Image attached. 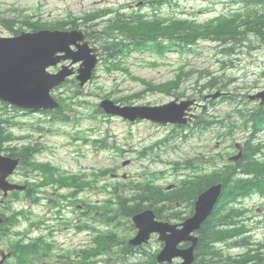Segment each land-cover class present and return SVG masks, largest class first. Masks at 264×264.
Listing matches in <instances>:
<instances>
[{"label": "rangeland", "instance_id": "rangeland-1", "mask_svg": "<svg viewBox=\"0 0 264 264\" xmlns=\"http://www.w3.org/2000/svg\"><path fill=\"white\" fill-rule=\"evenodd\" d=\"M123 1L126 2V8L134 6L133 0H0V19H19L22 17L20 13L60 17L71 11L75 14L80 12V17H82L86 16L84 11H90V8L92 10L104 9L113 3L121 9L120 3ZM211 1L213 2V0H181L185 13L180 12V14L194 17L197 21L212 18L218 14L219 7ZM242 5L244 8L243 3ZM91 16L93 15L88 17ZM82 20L79 29L94 30L93 26L89 25V22L94 20L93 17L88 21ZM1 34L10 35V31L0 23ZM88 40L91 46L96 47V50L101 46V43L94 38ZM215 45L214 42L208 41L196 46L194 51L172 52L163 57L150 55L148 52H134L122 55L110 61V64L101 61L99 66L95 67L96 76L86 83L84 96L79 98L78 104L74 105L77 107L74 113V123L47 121L44 122L43 129L34 130L31 142H37L38 147H40V142L46 146L43 150L38 148L32 155L24 157V160L26 163L31 161V165L25 163L29 185L39 192L35 194L36 197L25 200L22 198L9 203V212L18 214L12 220V224L4 225V231L0 235V264H40L37 257L29 256L27 249L19 248L22 244L37 238L40 239L39 242L41 241L39 253L46 252L47 249L54 251L59 249L69 251L68 253L73 255L71 256L72 261H78L77 256H80L81 259L88 261L86 264H116L123 256V240L120 234H116L111 227H104L100 230V235H102L93 251L92 241L86 240V233L73 229V222L81 217L75 205H85L92 209L107 205L111 202L109 194L114 191L123 193L130 187H135L132 183L138 179L152 180L154 184L163 186L175 184L177 176L174 173L172 162L167 161L181 159L182 155H191L194 151L209 153L208 158L215 161L214 168H224L225 163H230L228 159L232 151L225 148L222 128L219 124H213L212 128L200 134L197 139L183 140L180 134H175L167 141L166 127L156 126L144 120L128 122L120 117L104 118L95 110L101 99H115L122 96L131 97L129 101L123 103L128 105L166 103L177 95H169L162 90H165L167 80L173 78L181 67L185 73L195 68L197 71L209 70L215 75H222L226 80L232 77L233 80H228L234 82L231 84L232 87H244L258 78L262 68L253 64L247 56L238 60L236 56L216 53ZM96 50L92 54L95 55ZM214 50L215 53H213ZM260 54L258 52L256 55L259 57L256 56L254 59L262 63L264 56ZM100 57L102 58V54ZM222 63L228 64L221 66ZM120 66L125 69H121ZM129 72L134 77H131ZM185 85H189L188 79L182 80L181 90ZM197 91L205 92L200 88H197ZM68 102L71 103V100ZM227 109L228 106L220 102L212 115L221 117ZM21 119L32 121L33 124L43 123L38 118L33 119L29 116ZM26 125L28 126V122ZM16 133H20V130H16ZM175 143H178L179 148L173 145ZM230 143L232 142L229 141L226 144ZM40 161L52 166L36 164ZM253 170L264 174L262 165L255 164ZM72 173L80 174L82 177L74 176ZM52 176L54 179L59 177L58 179L64 180L65 178V180H54ZM242 205L245 210V220L252 221L249 225L252 227L254 243L246 247L247 251L243 254L244 259L241 258V264H264V256L257 253L251 254L259 251L260 245H264V198H261L259 194H254L243 200ZM52 216L61 218H56L55 221L48 220V217ZM122 221H127L123 215ZM237 230L236 227L232 229L233 233ZM130 233L132 235L133 231ZM238 249L246 250L242 247ZM91 254H97V256L88 257Z\"/></svg>", "mask_w": 264, "mask_h": 264}, {"label": "water", "instance_id": "water-1", "mask_svg": "<svg viewBox=\"0 0 264 264\" xmlns=\"http://www.w3.org/2000/svg\"><path fill=\"white\" fill-rule=\"evenodd\" d=\"M83 35L77 31H46L37 30L22 32L11 38H0V99L18 107L39 110L57 107L58 104L50 95V90L63 82L74 71L68 66H63L58 72L50 73L46 68L55 65L60 60L71 59L72 62L83 61V67L79 68L76 76L81 84L90 77L91 69L96 62V56L90 54L95 48H90L86 42L80 44ZM76 46V50L70 48ZM57 53H63L56 55ZM36 69L38 72L34 78L29 71ZM100 106L110 113H116L131 120L140 117L153 121L168 119L174 110V101L155 107L119 106L112 101L104 100ZM162 115V117H161ZM16 164L18 159L13 160ZM14 163L10 165V169ZM219 194L217 186L212 187L202 194L196 203V213L191 219L185 220L180 229L176 225L154 220L151 210H144L133 217V221L139 228L134 239L130 242L138 244L148 239L152 232L159 233V239L165 241L164 248L157 255L158 261H171L173 257L183 259L179 264L192 262V250L196 241L190 232L198 227L199 223L211 210L216 197ZM183 240H191L189 248L180 250L177 244Z\"/></svg>", "mask_w": 264, "mask_h": 264}, {"label": "trees", "instance_id": "trees-1", "mask_svg": "<svg viewBox=\"0 0 264 264\" xmlns=\"http://www.w3.org/2000/svg\"><path fill=\"white\" fill-rule=\"evenodd\" d=\"M165 2H166V0H165ZM158 3L161 4V2H158ZM91 17L95 18V15H93ZM91 17H89V19ZM83 19L89 20L87 17H84ZM174 20H175V18L171 17L166 22L165 21L159 22L160 25H157L156 29L152 28V30L150 31V33L148 35L149 40H151L152 43L157 48L172 46L174 48H177L178 50H181L180 46L185 44V42H187L188 44L191 42L192 34L190 31V25H188L186 23H182V22L180 24L176 25ZM131 21H132L131 18H127L126 16L119 14V15L115 16L114 24H113L112 28H110L111 26L109 24H107V22H104L103 27L101 29L98 28L97 30H94V32L88 33V35H87L88 38H94L95 37L94 39H97L98 41H100V43H101L100 49H101V54H102L103 60L108 61L112 57L116 56L115 53L120 48V44L122 42V39H126L127 37L131 36V35H129L128 32L124 31L128 28ZM7 22H8L7 25L10 28H12V26H14V27L16 26V25H13V24H15L13 20H9ZM70 22H71L70 27H72V28H74L78 25V23H76L75 21H73V23H72V21H70ZM22 23H24L25 26L31 28V30H37L40 28H47V27L49 29H55L57 27L58 28H62V27L64 28V27H66V25L69 24L66 22H56V23H49L47 25V24H41L37 21L32 22L29 20H27L26 22L22 21L21 24ZM58 23H60V24H58ZM55 24L57 25V27ZM89 24L92 25L91 23H89ZM34 25H36V26H34ZM241 25H245L246 26L245 28H251L256 33L260 34L262 37L261 42L264 43V18L260 19V18L256 17L255 15L244 16L234 26L236 28V30L241 35H243L245 33V30L239 29V27ZM129 32H132V29H130ZM215 34L218 37H221L220 31H216ZM226 37H227V39H226ZM160 38H162V40H160ZM228 40H229L228 34L224 35L221 38L222 42H227ZM165 42H166V44H165ZM164 45H166V46H164ZM107 57H108V59H107ZM76 82L77 81L75 79H69L68 81H66L67 84L65 83L63 86H67L66 88H68V89H69V87H72V89L70 88L72 93L78 95L79 93H81L80 92L81 90L79 88L78 82L77 83ZM63 103H64V105H63ZM63 103H61V105L59 106V108H57V110L55 109L54 111H47L49 113V115L51 116L52 120H54V119L68 120L70 118V112L72 111V107L70 106V104L68 102H63ZM67 116H69V117H67ZM8 126H9L8 124L2 126L4 131L0 132L1 138H4L3 133L5 131H7ZM178 132H181V130H179ZM1 144H2V142H1ZM224 180L225 181L222 183L224 184V190L226 189V191H223V193L220 197L217 209L212 214H210L208 216V219L206 220L205 224L202 226V228L197 233L198 234V243L196 245L195 252H194L195 264H231V260L228 258H225L222 254V250L217 247L218 242L221 240V228L224 224L223 223L224 222V210L227 206V205L225 206V204H223L224 203L223 201L224 200H227V201L234 200L236 197L235 195L240 196L243 193L249 191L250 189H252V185L247 184L246 182H244V180L235 178V183L233 185L229 186L228 182H233V179H230L229 181H227L226 179H224ZM214 182H216V180H214L213 178L201 177V178H199V180L196 183H194L193 187L189 188L187 193L176 198V200L179 201L180 205L182 204V206H184V209H183V211L179 210L178 213H176V212L172 213L173 218L183 219L187 215L191 214L193 200L195 199L196 195L201 190H203V189L209 187L210 185L214 184ZM143 186L146 188H143L142 192L135 191L136 193L134 194V198L132 199V202L129 204L130 206L127 205V207H126V214L134 213L137 210L141 209L142 207L146 208L148 206V207H151L154 209V211L156 212L158 217H165L167 215V212L165 209L166 204L164 205V203H162L161 200L158 198V194L161 191L160 190H156L155 192L150 191V189L155 190V189H160V188L151 184L150 182H146L145 184H143ZM248 186H251V187H250V189L248 188V190H247ZM237 192H241V193H237ZM163 196H171V195L169 193L164 192ZM221 199H222V201H221ZM156 250L157 249H155L154 246L153 247H151L150 245L142 246V261H140L139 264H175L173 262L172 263H158L155 260V255H154V254H156ZM152 253H153V255H152ZM214 258H216V260H214ZM216 262H218V263H216Z\"/></svg>", "mask_w": 264, "mask_h": 264}, {"label": "bare ground", "instance_id": "bare-ground-1", "mask_svg": "<svg viewBox=\"0 0 264 264\" xmlns=\"http://www.w3.org/2000/svg\"><path fill=\"white\" fill-rule=\"evenodd\" d=\"M90 19H91V18H90ZM70 23H71V22H70ZM72 23H73V21H72ZM36 24H37V23H36ZM58 24H60V23H58ZM37 25H38V24H37ZM47 25H48V24H47ZM55 25H56V24H55ZM74 25H75V24H74ZM74 25H73V26H74ZM92 25H93V24H92ZM34 26H36V25H34ZM7 27H9V26L7 25ZM56 27H57V25H56ZM83 27H84V25H83ZM9 28H10V27H9ZM36 28H37V27H36ZM47 28H48V27H47ZM54 28H55V27H54ZM57 28H58V27H57ZM64 28H65V27H64ZM110 28H112V27H110ZM91 33H92V32H91ZM96 33H97V32H96ZM100 33H101V32H100ZM97 34H98V33H97ZM93 37H94V36H93ZM97 37H98V36H97ZM94 38H95V37H94ZM98 38H99V37H98ZM226 39H227V37H226ZM96 40H97V39H96ZM96 40H95V41H96ZM100 40H101V39H100ZM222 41H223V40H222ZM225 41H226V40H225ZM99 42H100V41H99ZM227 42H228V41H227ZM164 46H166V45H164ZM178 48H179V47H178ZM102 50H103V49H102ZM104 53H105V52H104ZM108 57H109V56H108ZM108 57H107V59H108ZM109 59H110V58H109ZM105 61H106V60H105ZM107 64H108V63H107ZM109 64H110V63H109ZM112 66H113V65H112ZM116 66H117V65H116ZM116 66H115V67H116ZM105 67H106V66H105ZM110 67H111V66H110ZM117 68H118V67H117ZM120 68L123 69L124 67H123V66H122V67L120 66ZM124 69H125V68H124ZM126 69H127V68H126ZM37 72H38V71H37L36 69H32V70L29 71V75H30L32 78H34V77L36 76ZM127 72H128V70H127ZM73 81H74V80H73ZM68 83H69V82H68ZM76 83H77V82H76ZM66 84H67V83H66ZM70 84H71V83H70ZM71 85H72V84H71ZM74 85H75V84H74ZM75 86H76V85H75ZM66 87H67V86H66ZM68 87H69V86H68ZM76 87H77V86H76ZM69 88L72 89V87H69ZM73 88H74V87H73ZM80 92H81V91H80ZM79 94H80V93H79ZM87 94H88V93H87ZM109 96H110V95H109ZM83 100H84V99H83ZM87 100H88V99H87ZM66 102H67V101H66ZM83 102H84V101H83ZM88 102H89V101H88ZM89 103H90V102H89ZM92 103H93V102H92ZM63 105H64V103H63ZM96 106H97V105H96ZM64 109H65V108H64ZM92 109H94V108H92ZM56 110H57V109H56ZM59 110H60V109H59ZM94 111H95V110H94ZM62 112H63V111H62ZM64 112H65V111H64ZM57 113H58V112H57ZM65 113H66V112H65ZM65 113H64V114H65ZM81 113H82V112H81ZM51 114H52V113H51ZM54 115H55V114H54ZM65 115H66V114H65ZM67 117H69V116H67ZM60 118H61V117H60ZM129 124H130V123H129ZM107 134H108V133H107ZM108 136H109V135H108ZM108 136H107V137H108ZM87 138H89V137H87ZM90 138H91V137H90ZM3 139H4V138H3ZM104 139H105V138H104ZM107 139H108V138H107ZM86 140H87V139H86ZM104 141H105V140H104ZM102 142H103V140H102ZM99 143H100V142H99ZM103 143H105V142H103ZM106 144H107V143H106ZM98 147H99V146H98ZM106 147H107V146H106ZM122 156H123V154H122ZM27 160H28V159H27ZM33 161H34V160H33ZM27 163H28V161H27ZM27 163H26V164H27ZM35 163H36V162H35ZM28 164L31 165V161H30ZM36 164H40V163L37 162ZM36 164H35V165H36ZM120 166H121V165H120ZM25 167H26V166H25ZM50 167H51V166H50ZM50 167H49V168H50ZM50 169H51V168H50ZM52 169H53V167H52ZM54 170H55V169H54ZM43 171H46V170H43ZM52 171H53V170H52ZM19 173H20V172H19ZM50 173H51V171H50ZM65 173H67V172H65ZM68 173H70V172H68ZM93 173H94V172H93ZM93 173H92V175H94ZM44 174H45V173H44ZM57 174L59 175V173H57ZM72 174H73V173H72ZM78 174H79V173H78ZM69 175H70V174H69ZM69 175H68V176H69ZM73 175H74V174H73ZM79 175H80V174H79ZM79 175H77V176H79ZM54 176H55V175H54ZM59 176H60V175H59ZM62 176H63V175H62ZM66 176H67V175H66ZM95 176H96V175H95ZM125 176H126V175H125ZM64 177H65V175H64ZM69 177H70V176H69ZM69 177H68V178H69ZM71 177H72V175H71ZM81 177H82V176H81ZM43 178H45V177H43ZM50 178H51V177H50ZM50 178H49V179H50ZM52 178H53V176H52ZM58 178H59V177H58ZM58 178H55V179H56V180H59V181H64V180H65V178H64V180H61V179H58ZM73 178H74V177H73ZM76 178H77V177H76ZM115 178H117V177H115ZM53 179H54V178H53ZM72 180L74 181L75 179H72ZM72 180H71V181H72ZM122 180H123V179H122ZM128 180H129V179H128ZM52 181H53V180H52ZM68 181H69V180H68ZM65 182H66L65 184H67V181H65ZM76 182H78L77 179H76ZM127 182L129 183V181H127ZM53 183H54V182H53ZM61 184H62V183H61ZM61 184H60V185H61ZM68 184H70V182H68ZM87 184H88V182H87ZM106 184H107V183H106ZM72 185H73V183H72ZM76 185H77V184H76ZM113 185H115V184H113ZM81 186H82V185H81ZM127 186H128V185H127ZM104 187H105V186H104ZM250 187H251V186H248V187H247V190H248V188L250 189ZM40 188H42V187H40ZM80 188H81V187H80ZM80 188H79V189H80ZM105 188H106V187H105ZM100 189H101V188H100ZM36 190H37V189H36ZM110 190H111V189H110ZM128 190H129V189H128ZM41 191H42V190H41ZM118 191H119V190H118ZM122 191H123V190H122ZM56 193H57V192H56ZM135 193H136V192H135ZM245 193H246V192H245ZM67 194H68V193H67ZM72 194H73V193H72ZM43 195H44V194H43ZM47 195H48V194H47ZM53 195H54V194H53ZM109 195H110V194H109ZM38 196H39V195H38ZM44 196H45V195H44ZM64 196H65V195H64ZM73 196H74V194H73ZM107 196H108V194H107ZM35 197H36V196H35ZM47 198H48V197H47ZM104 198H105V197H104ZM133 198H134V197H133ZM37 199H38V198H37ZM49 199H50V198H49ZM52 199H53V198H52ZM52 199H51V200H52ZM58 199H59V198H58ZM66 199H67V198H66ZM75 199H76V198H75ZM102 199H103V198H102ZM105 199H106V198H105ZM108 199H109V198H108ZM108 199H107V200H108ZM78 200H79V199H78ZM109 200H110V199H109ZM37 201H38V200H37ZM134 201H135V200H134ZM77 202H78V201H77ZM100 202H101V201H100ZM135 202H136V201H135ZM97 203H98V202H97ZM53 204H54V203H53ZM91 204H92V203H91ZM94 204H95V203H94ZM94 204H92V205H94ZM103 204H104V203H103ZM105 204H106V203H105ZM3 205H4V204H3ZM95 205H96V204H95ZM95 205H94V206H95ZM98 205H99V204H98ZM98 205H97V206H98ZM101 205H102V203H101ZM129 206H130V205H129ZM134 206H135V205H134ZM147 207H148V206H147ZM129 214H130V213H129ZM71 223H72V222H71ZM25 226H26V225H25ZM18 232H20V231H18ZM22 232H23V231H22ZM26 233H27V232H26ZM18 234H19V233H18ZM33 234H34V233H33ZM27 235H28V234H27ZM27 235H26V236H27ZM101 235H102V234H101ZM101 235H100V236H101ZM28 237H29V235H28ZM91 237H92V236H91ZM29 238H30V237H29ZM15 239H16V238H15ZM25 239H26V238H25ZM37 239H38V238H37ZM41 239H42V238H41ZM19 240H20V239H19ZM39 240H40V239H39ZM43 240H45V239L43 238ZM43 240H42V241H43ZM40 242H41V241H40ZM43 242H44V241H43ZM88 243H89V242H88ZM44 244H45V243H44ZM49 244H50V243H49ZM46 245H47V244H46ZM101 245H102V244H101ZM44 246H45V245H44ZM53 246H54V245H53ZM103 246H104V245H103ZM48 247H49V245H48ZM55 247H56V246H55ZM99 247H100V246H99ZM49 248H50V247H49ZM87 248H88V247H87ZM102 248H103V247H102ZM81 249H82V247H81ZM83 249H84V247H83ZM99 249H100V248H99ZM58 250H59V249H58ZM69 250H70V249H69ZM73 250H74V248H73ZM86 250H87V249H86ZM55 252H56V251H55ZM68 252H69V251H68ZM69 255H70V254H69ZM35 258H36V257H35Z\"/></svg>", "mask_w": 264, "mask_h": 264}, {"label": "flooded vegetation", "instance_id": "flooded-vegetation-1", "mask_svg": "<svg viewBox=\"0 0 264 264\" xmlns=\"http://www.w3.org/2000/svg\"><path fill=\"white\" fill-rule=\"evenodd\" d=\"M20 162H21V159H20ZM21 165V164H20ZM20 165L17 166L18 168H16L15 171H13L12 175L8 178V180L11 182V183H18L20 181L23 180V172H22V169L20 168ZM20 172V173H19ZM18 196V192L16 190H11L7 193H3L1 190H0V204H4V206L6 204H8L13 198L17 197Z\"/></svg>", "mask_w": 264, "mask_h": 264}]
</instances>
